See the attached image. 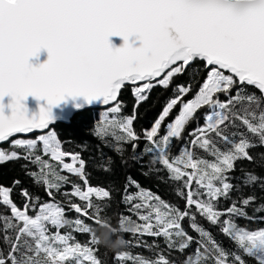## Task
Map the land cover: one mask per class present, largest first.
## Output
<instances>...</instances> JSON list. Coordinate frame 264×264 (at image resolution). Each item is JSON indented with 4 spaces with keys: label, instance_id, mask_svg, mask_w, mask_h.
Wrapping results in <instances>:
<instances>
[{
    "label": "trees",
    "instance_id": "16d2710c",
    "mask_svg": "<svg viewBox=\"0 0 264 264\" xmlns=\"http://www.w3.org/2000/svg\"><path fill=\"white\" fill-rule=\"evenodd\" d=\"M210 71L196 59L167 82L149 81L142 96L124 85L108 112L87 108L53 125L80 173L39 141L1 144L0 264H264L262 92L234 77L215 96L225 115L216 129L195 131L200 110L186 122L191 132L169 135ZM49 204L60 213L40 228L15 213Z\"/></svg>",
    "mask_w": 264,
    "mask_h": 264
},
{
    "label": "water",
    "instance_id": "95a60500",
    "mask_svg": "<svg viewBox=\"0 0 264 264\" xmlns=\"http://www.w3.org/2000/svg\"><path fill=\"white\" fill-rule=\"evenodd\" d=\"M196 59L264 96V0H0V145Z\"/></svg>",
    "mask_w": 264,
    "mask_h": 264
},
{
    "label": "rangeland",
    "instance_id": "374dc122",
    "mask_svg": "<svg viewBox=\"0 0 264 264\" xmlns=\"http://www.w3.org/2000/svg\"><path fill=\"white\" fill-rule=\"evenodd\" d=\"M183 65L178 63L174 65L169 71L164 75V77L159 80L161 82H167L169 75L174 72H178L182 69ZM211 71L208 78L203 83L200 92L197 94L195 99L191 102H186L182 106L180 115L170 124L169 135L170 136H180L184 132H191L193 129L186 131V122L194 116H198V111L202 110V117L204 123L197 128L195 131L200 133H206L210 129H216L224 120L225 115L222 112L223 102L221 100L215 99V96L220 91H225L226 88L233 82L234 77L230 73L221 70L216 67H211ZM136 89L138 90V95L142 96L146 90L150 87L151 83L149 81L137 83ZM112 106L103 108L105 112L110 111ZM170 108L165 110V114H168ZM158 129L157 125L150 131V133L156 132ZM35 136V135H34ZM37 137L34 138H14V143L33 146L37 141L42 144L44 151L53 156L54 158L62 161L64 168L68 171L80 173L81 172V160L78 156L74 155H63L61 152V146L56 133L49 129L45 132L36 134ZM12 156V155H10ZM65 157H69L66 160ZM8 158V153L4 148L0 147V160H6ZM9 190L3 189L2 199L6 203H10ZM15 213L24 221V227H28L30 230L36 227H41V224L45 221H54L57 219L60 209L56 204L45 205L39 215H32L28 210L18 211Z\"/></svg>",
    "mask_w": 264,
    "mask_h": 264
},
{
    "label": "bare ground",
    "instance_id": "6f19581e",
    "mask_svg": "<svg viewBox=\"0 0 264 264\" xmlns=\"http://www.w3.org/2000/svg\"><path fill=\"white\" fill-rule=\"evenodd\" d=\"M170 36V39H171V41L172 42H174L175 44H177V41L175 40V39H173L172 37H171V35H169ZM176 37V36H175ZM177 38V37H176Z\"/></svg>",
    "mask_w": 264,
    "mask_h": 264
}]
</instances>
